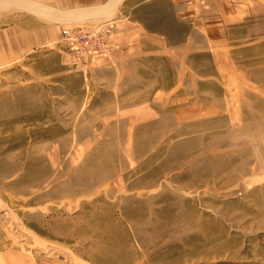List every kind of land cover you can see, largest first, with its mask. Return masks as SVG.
I'll use <instances>...</instances> for the list:
<instances>
[{
    "label": "rangeland",
    "instance_id": "rangeland-1",
    "mask_svg": "<svg viewBox=\"0 0 264 264\" xmlns=\"http://www.w3.org/2000/svg\"><path fill=\"white\" fill-rule=\"evenodd\" d=\"M156 10L0 64V264H264V45ZM89 23L94 60L59 41Z\"/></svg>",
    "mask_w": 264,
    "mask_h": 264
},
{
    "label": "crops",
    "instance_id": "crops-1",
    "mask_svg": "<svg viewBox=\"0 0 264 264\" xmlns=\"http://www.w3.org/2000/svg\"><path fill=\"white\" fill-rule=\"evenodd\" d=\"M209 5L207 19H202L198 0H0V64L53 41L60 25L86 22L95 13L113 10L127 12L129 23L146 38L164 40L162 29L147 26V18L150 11L156 13L155 19L157 8H170L176 22L195 25L206 20L216 32L223 29L225 56L230 55L233 42L246 50L263 47L264 0H211ZM160 14L168 19V13ZM136 34L133 29L112 33V49L122 51L126 36L131 44Z\"/></svg>",
    "mask_w": 264,
    "mask_h": 264
},
{
    "label": "built area",
    "instance_id": "built-area-1",
    "mask_svg": "<svg viewBox=\"0 0 264 264\" xmlns=\"http://www.w3.org/2000/svg\"><path fill=\"white\" fill-rule=\"evenodd\" d=\"M110 33L107 23L67 26L61 29L59 41L77 58L94 60L106 51Z\"/></svg>",
    "mask_w": 264,
    "mask_h": 264
}]
</instances>
